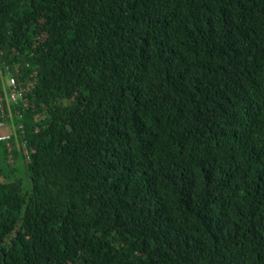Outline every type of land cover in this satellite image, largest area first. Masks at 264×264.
Instances as JSON below:
<instances>
[{"label":"trees","instance_id":"trees-1","mask_svg":"<svg viewBox=\"0 0 264 264\" xmlns=\"http://www.w3.org/2000/svg\"><path fill=\"white\" fill-rule=\"evenodd\" d=\"M30 73L0 264H264V0H0Z\"/></svg>","mask_w":264,"mask_h":264},{"label":"built area","instance_id":"built-area-1","mask_svg":"<svg viewBox=\"0 0 264 264\" xmlns=\"http://www.w3.org/2000/svg\"><path fill=\"white\" fill-rule=\"evenodd\" d=\"M34 74L29 75V79L25 82L26 85L21 84L13 76L0 75V110L3 117V121L0 122V142L8 145L11 150V141L16 138L18 149L22 150L27 159L29 158V151L24 139V125L19 122L23 114L20 111L14 113L13 108L17 107L21 101L26 104L27 100L24 94L28 93L29 89L25 86L36 82Z\"/></svg>","mask_w":264,"mask_h":264},{"label":"rangeland","instance_id":"rangeland-1","mask_svg":"<svg viewBox=\"0 0 264 264\" xmlns=\"http://www.w3.org/2000/svg\"><path fill=\"white\" fill-rule=\"evenodd\" d=\"M32 74V73H30ZM22 161H20L19 163H21ZM21 173H23V175L25 176V170L24 169H21Z\"/></svg>","mask_w":264,"mask_h":264},{"label":"clouds","instance_id":"clouds-1","mask_svg":"<svg viewBox=\"0 0 264 264\" xmlns=\"http://www.w3.org/2000/svg\"><path fill=\"white\" fill-rule=\"evenodd\" d=\"M30 75V74H29ZM28 78V77H27Z\"/></svg>","mask_w":264,"mask_h":264}]
</instances>
